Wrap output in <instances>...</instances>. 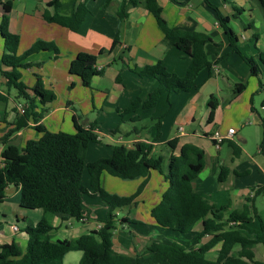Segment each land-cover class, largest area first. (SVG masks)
Listing matches in <instances>:
<instances>
[{
	"label": "crops",
	"instance_id": "obj_1",
	"mask_svg": "<svg viewBox=\"0 0 264 264\" xmlns=\"http://www.w3.org/2000/svg\"><path fill=\"white\" fill-rule=\"evenodd\" d=\"M0 1L6 5L8 31L19 38L17 55L23 54L36 41L53 43L58 49L57 55L48 51H40L31 55L25 61L28 67L20 69V82L29 95H31L30 90L38 82H41L45 90L53 93L54 99L46 105H41L39 99H35L36 112L44 110L42 117L36 122L29 117L26 126L15 132L13 130L16 121L23 115L21 109L26 108L27 101L19 97L15 89L6 87V79L0 74V167L3 162L1 153L8 145L24 148L27 141L40 137V134L34 130L37 125L52 133H74L75 129L72 123L74 112L80 113V124L88 128L93 123L89 116L91 117L96 108L109 115H117V118L120 119L118 111L126 109L136 97H140L145 101L156 88L157 82L155 79L139 77L132 73L130 69L142 68L161 62L169 73L182 77L189 66L190 60L186 55L177 48L168 46L163 41L162 32L158 28L154 17L145 9L142 0H136L138 4L128 9L124 19L118 18V7L122 1L128 0H110L109 2H106V0H59L60 4L56 11L48 5L50 0ZM176 1L182 2L183 0ZM209 1L218 8L224 17H234L236 10L240 9L238 17L230 22L231 28L235 29L234 31L239 39V50L244 55L255 59L259 63L260 73H264V64L259 62V53L264 51V21L259 22L260 25L257 24L258 26L253 23L252 13L255 8L250 0ZM156 2L162 8L163 17L170 28L186 32L204 33L209 35L215 44H219L218 46L208 44L205 47L209 62L214 63L218 58L221 60L220 55L227 50L226 59H231V61H234V58L238 59L244 65L242 68L243 74L247 72L250 78H257L249 75L248 66L237 54L229 52L227 38L218 25L216 14L206 6L203 0H190L185 6L176 5L170 0H156ZM79 8H82V15L74 29L49 23L43 18L44 13L52 16L55 12L62 17H69ZM2 13V8H0V21ZM115 37L118 39V44L112 46ZM100 50H105V52L99 54ZM3 52V39L0 35V58ZM80 52L97 55L96 68L102 71L100 76L91 79L88 87H84L78 77L69 73L70 62ZM119 64L122 68L117 66ZM205 70L208 72V77L202 71L199 75L204 73L200 79H207H204L202 85L195 83V88L191 89H199L200 93L190 97L188 96L190 90L188 92L165 93L159 97L154 107H158L157 105L160 104L162 110L168 113L172 111L175 104V99L171 98V94L181 93L184 97H187V103L180 111H183V113H179L174 117L170 127L167 128V132L159 134V140L151 139L152 137L143 139L140 134H119L117 143L124 142L123 144L128 147H132L137 142L151 144L152 156L157 150L160 155L165 156L164 169L168 164L167 157L171 154L165 146L166 142L177 139L180 145L192 144L197 146L204 152V167L192 182L193 190L208 200L216 210H223L218 215L224 221L227 220L231 212L239 211L246 206L250 207L251 214L249 216L253 220L248 226L257 230L261 224L264 226V200L259 203L260 199L264 198V190H259L264 186V167L257 162L256 157H251L254 162L251 168L239 164L243 153L240 144L246 143L247 139L237 135L235 131L233 137L223 141L219 149L214 147L211 134L215 131L219 132L218 130L222 132V135H226L227 132H225L226 127L222 124V114L219 111L220 104L215 110L213 121L207 123L209 113L207 102L210 95H219V70H223L228 75L230 69L225 65V60H221L216 65H212L210 69H204L203 71ZM209 80L212 82L213 91L209 90L204 94L200 86H204ZM236 82L239 83L238 78ZM244 90L236 96L231 95L233 97L240 96ZM163 100L168 102L165 107L162 105ZM251 103L252 101L250 102L249 111L252 114ZM197 104L202 105V107L200 106L201 111L198 118H196ZM262 107L264 109V101ZM153 108H151L152 111H154ZM146 110L150 109H138L133 114H127L122 121L126 117L129 120L136 117L140 122L144 117L143 111ZM97 118L100 120L98 116ZM155 118L157 119V117ZM157 120L160 123L163 116ZM247 121L244 124L246 126L250 123V121ZM180 122L186 124V129L182 127L174 128ZM116 123V120H112L111 126L113 127ZM93 132L97 135L99 142L106 137V134L100 131L98 124L93 128ZM262 137L263 130L261 126L260 133H257L255 137L256 142L259 144H257L256 155L264 158V145L260 147ZM234 138H237V141ZM201 140L208 144L209 150L204 147L206 146L204 143L200 144ZM223 144H226L230 151V156L226 160L220 154ZM231 144L240 149L241 152L238 157L233 156ZM108 148L110 149V146ZM87 150L88 147L85 153ZM177 152L178 150L174 151V154ZM85 153L83 159L86 162ZM213 161L215 167H219V170L222 168L228 170L223 181L218 179L219 189L217 193L223 195V197H216L212 189L199 188L201 190H196L197 181H205L204 172L212 167ZM228 164L230 167L227 166ZM230 170H233L236 179H245L254 175L259 176L260 180L256 181L255 188H241L238 194H234L225 187ZM141 181L142 179L123 181L107 174H103L101 177V185L105 191L122 197L134 194ZM87 184L88 179L85 182V185ZM167 187L168 183L164 177L156 171H151L146 186L133 203L114 211L116 228L112 234V249L115 253L134 257L142 254L150 243L169 244L171 242L182 245L186 251H194L209 241L212 235H207L199 240L196 238L202 228L201 221L195 224L189 234L185 235L157 225L151 217V210L160 202ZM20 198L19 188L13 185L6 187L5 198L0 202V246L15 243L24 251L28 240L26 228L35 226L44 216V212L42 209L28 210L22 208ZM82 207V218L80 220L58 214L50 218V224L53 228L50 234L51 242L76 240L83 235L98 230L97 227L102 225L106 218L108 207L98 197L87 195L82 199ZM13 227H16V230ZM259 245L253 246L254 258L258 262H263L264 250L258 248ZM218 249L219 245L211 249L207 252L206 258L214 260ZM238 249L237 246L234 248L235 251ZM81 256V252L71 251L61 261L45 264H79Z\"/></svg>",
	"mask_w": 264,
	"mask_h": 264
},
{
	"label": "trees",
	"instance_id": "obj_2",
	"mask_svg": "<svg viewBox=\"0 0 264 264\" xmlns=\"http://www.w3.org/2000/svg\"><path fill=\"white\" fill-rule=\"evenodd\" d=\"M110 0H106L109 2ZM145 9L154 17L156 24L163 34V41L170 47H175L186 55L189 66L184 76L179 77L169 73L161 62L142 68H133L130 71L142 78L155 79L156 88L143 101L140 97L132 100L128 107L119 110L118 114L123 118L127 114H133L138 109L153 108L159 97L163 94L188 92L195 88L196 78L204 69H210L216 65L208 61L205 47L215 44L209 35L197 32H186L170 28L162 14V8L156 0H142ZM190 0L170 2L185 6ZM264 11V1L258 0ZM203 2L212 9L217 17L218 25L223 30L230 53L237 54L249 68V75L258 77L260 73L259 63L244 55L238 47L239 39L230 26V18L224 17L216 6L209 0ZM59 0H50L48 5L56 11ZM138 4L136 0L122 1L118 7V18L124 19L129 8ZM6 5L0 1L2 16L0 21V35L3 39V54L0 58V74L6 79V87L17 91L19 97L27 101L23 115L16 121L13 132L26 126L30 117L36 122L42 117L44 110L36 112L35 99H39L41 105H46L54 99L51 91L45 90L41 82L30 90L31 95L20 82V69L28 67L25 62L28 57L40 51L58 54V49L53 43L36 41L23 54L17 55L19 38L8 31V16L5 12ZM237 12L240 9L236 10ZM82 8H79L69 17H62L56 12L50 16L44 13L43 18L49 23H55L68 29H74L80 21ZM234 18V17H233ZM118 44L115 37L112 46ZM105 50H100L99 54ZM97 55L80 52L70 62L69 73L78 77L84 87H88L95 76L102 74L96 68ZM259 62L264 64V51L259 53ZM264 89V86L261 85ZM71 88V86H70ZM245 89V84L238 83L233 86L232 94L236 96ZM219 98L216 94L209 96L207 106L209 109L207 123H211L214 113L219 106ZM252 104V103H251ZM252 114H257L251 106ZM80 115L74 112L72 123L74 133H52L44 127H34L40 134L38 139L29 140L24 148L8 145L1 153L3 159L0 167V202L5 198V189L8 185L19 188L21 198L20 205L28 210L42 209L44 216L35 226H28L27 245L24 251L15 243L0 246V264H45L59 262L71 251L82 253L79 264H264L254 258L253 246H264V226L259 229H251L248 225L252 222L250 207H244L239 211L229 214L227 220H222L218 215L223 210H216L214 206L201 194L192 188V182L204 167V152L192 144L180 145L177 139L165 143L171 152L166 169L163 167L165 156H152V145L137 142L128 147L126 144L110 146L111 157L109 159H97L85 163L83 155L90 143L99 142L93 132V125L85 128L80 124ZM132 123L139 120L131 118ZM263 137L260 147L264 145V119H261ZM118 128L113 131L117 133ZM133 134L139 131L133 129ZM119 133V132H118ZM233 156L240 155V149L231 144ZM178 150L176 154L174 151ZM84 171L88 175V184L83 185L82 175ZM156 171L162 175L168 183L167 189L162 194L160 202L151 210V217L157 225L179 234H189L196 223L201 221L202 228L197 235V240L212 235L209 241L197 250L186 251L176 243L169 244L150 243L142 254L134 257L120 255L112 249V234L115 227L114 211L121 209L140 195L146 186L150 172ZM228 170L222 168L218 179L223 181ZM103 174L110 175L123 181L142 179L134 194L122 197L110 194L101 185ZM264 190V186L259 188ZM98 197L108 207V212L102 227L92 231L76 240L50 241L53 228L50 218L53 215H63L75 220L82 218L83 197ZM219 245L216 258H206L207 252ZM239 249L234 250L235 247Z\"/></svg>",
	"mask_w": 264,
	"mask_h": 264
},
{
	"label": "rangeland",
	"instance_id": "obj_3",
	"mask_svg": "<svg viewBox=\"0 0 264 264\" xmlns=\"http://www.w3.org/2000/svg\"><path fill=\"white\" fill-rule=\"evenodd\" d=\"M252 6L255 8V11L253 14V23L257 25L259 22L261 23L264 21V11L261 7L258 0H250ZM239 12H236L234 14V18H230V22H233V19H236L238 17ZM260 25V24H258ZM257 25V26H258ZM261 27V26H259ZM235 30V29H234ZM233 30V31H234ZM235 32V31H234ZM236 33V32H235ZM237 34V33H236ZM220 53V49L218 50ZM228 53L227 50L220 55L222 57V61L225 60V65L230 69V73L227 75L223 70H219V79H218V86L220 88L219 91V103H220V110L222 114V124L226 127L225 132L228 131V127L233 129L235 132H237V135L241 137H245L247 139L246 143H241V148L243 150L242 158L239 160V164L245 165L249 168L253 167L254 162L252 161L251 157H256L257 162L262 164L264 167V158L258 157L257 154V142L255 140L256 134L260 133L261 130V119H264V109L262 107V103L264 101V89L260 87L259 82L262 86H264V73H259L257 78H250L248 76V73L246 72L243 74L242 68L244 67L243 63L241 61H238V59H235L234 61H231V59H226ZM209 58V57H207ZM232 58V57H230ZM209 60V59H208ZM221 60H219L221 62ZM240 60V59H239ZM218 61V63H219ZM212 62V61H211ZM119 68L121 67V64L117 65ZM115 65V67L117 68ZM264 71V70H263ZM205 72L208 77V72ZM204 73L198 74V78L196 79L197 85H202L204 83V78L201 80ZM135 78V77H134ZM238 78L239 83L245 84V90L244 92L237 97H233L232 89L236 82V79ZM212 82L209 80L207 84L202 87V91L204 94L207 93V91L211 90L212 88ZM197 90H191L189 95L192 97L194 94L200 93ZM171 98L175 99V104L172 107V111L170 113L165 112L162 110V106L159 104L158 107H154L150 110L143 111V118L140 120V122L132 123L130 122L129 118L126 117V119L123 120V118L118 119L117 115H109L105 112H101L100 109H97L93 112L91 117L89 116V119L93 120L92 125L96 127L98 124L100 131L104 132L106 134V137L101 139L99 143H90L88 145V150L85 153L86 155V162H92L97 159H109L111 157V151L108 148V146H113L117 144H123L124 142L117 143L119 141L118 135L119 134H127L131 135L133 134V129L138 130L141 136V138L145 137H152L151 139L159 140V134L167 132V128L170 127V124L172 123L174 117H176L184 106L187 103V97H184L183 94H171ZM200 101V100H198ZM252 101L253 108L256 110L257 114H251L250 109V102ZM171 102V101H170ZM168 104V102L165 100L162 101V105L165 107ZM202 107V105H200ZM198 104L196 105V118H198L199 113L201 111V107ZM80 115V113H78ZM147 114V115H146ZM97 116L100 118V120L97 118ZM161 116H163V120L159 119ZM87 117V116H86ZM157 117V119L155 118ZM112 120H116V124L112 127L111 123ZM249 120V125H244L245 122ZM247 121V122H249ZM177 127H182L186 129V124L184 122H180ZM118 128L117 133H113L114 130ZM221 135L222 132L218 130ZM153 135V136H151ZM235 141H237V138H234ZM122 140V139H121ZM205 141L201 140L200 144L204 143ZM206 146H204L206 149H210L207 143H204ZM259 145V144H258ZM222 149L220 151L221 157L226 160L227 157L230 156V151L226 144H223ZM159 151L154 154V156H159ZM212 167H210L208 170H205V181L202 182L201 180H198L196 183V190L199 191L202 189H212L216 197H223V195H220L217 193L219 189V181L218 177L220 174L219 167H215V162L213 161ZM227 166L230 167L228 164ZM156 176V175H155ZM83 179V185H85L86 180L88 179L87 172L84 171L82 175ZM259 176H250L245 179H236V176L233 172V170H230L228 180L225 184V187L228 188L232 193L238 194L239 190L241 188L246 189V187H256L255 183L256 181H259ZM264 200L260 199L259 203ZM258 248H262L264 250V247L259 245ZM258 250V249H257Z\"/></svg>",
	"mask_w": 264,
	"mask_h": 264
},
{
	"label": "built area",
	"instance_id": "obj_4",
	"mask_svg": "<svg viewBox=\"0 0 264 264\" xmlns=\"http://www.w3.org/2000/svg\"><path fill=\"white\" fill-rule=\"evenodd\" d=\"M24 110L21 109V113H23ZM234 135V130L233 129H228L226 135H221L219 132L215 131L211 134V140L214 143V147L216 149L220 148V145L223 143V141L232 138ZM102 225H99L97 229L101 228ZM14 230H16V227H13Z\"/></svg>",
	"mask_w": 264,
	"mask_h": 264
}]
</instances>
